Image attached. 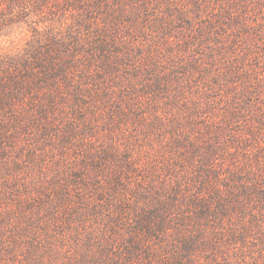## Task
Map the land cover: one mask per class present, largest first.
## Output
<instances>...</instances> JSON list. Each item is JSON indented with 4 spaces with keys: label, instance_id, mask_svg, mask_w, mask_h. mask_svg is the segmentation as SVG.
I'll return each instance as SVG.
<instances>
[{
    "label": "rangeland",
    "instance_id": "1",
    "mask_svg": "<svg viewBox=\"0 0 264 264\" xmlns=\"http://www.w3.org/2000/svg\"><path fill=\"white\" fill-rule=\"evenodd\" d=\"M44 3L0 26V262L264 264V0Z\"/></svg>",
    "mask_w": 264,
    "mask_h": 264
},
{
    "label": "trees",
    "instance_id": "2",
    "mask_svg": "<svg viewBox=\"0 0 264 264\" xmlns=\"http://www.w3.org/2000/svg\"><path fill=\"white\" fill-rule=\"evenodd\" d=\"M42 5L46 6L44 0H0V26L5 24H10L13 22L22 21L27 15H29V12L39 9ZM51 55L52 54H49V56ZM39 56H40L39 54H36L32 57L39 61L40 60ZM51 58L52 59L50 60V63L47 64H45L44 61H40L39 63L41 67L44 69H48L50 73L51 72L56 73L57 71H59L61 75L64 74L66 63L61 62L62 64H60L58 63L60 61L56 57L51 56ZM20 62L24 66L25 65L27 66L28 64L29 65L32 64V62H30L29 59L28 60L23 59ZM15 64L16 63L14 61L11 62V65L7 66V69L4 70V74L3 73L0 74V104L11 102L12 99L15 97V95L18 92H21L23 89L25 91H30L32 89L30 81L24 79L19 81V78H22V76L26 77V75H22L23 73H20V75H18L16 71H14L16 70ZM54 66H57V69H55ZM51 68L53 69L52 71H50ZM29 75L30 73L28 72L27 76ZM214 167L215 166H213V168ZM175 189L177 190L178 187H176ZM56 192L59 193V191ZM143 225L146 227V224L143 223ZM0 264L3 263L0 262Z\"/></svg>",
    "mask_w": 264,
    "mask_h": 264
}]
</instances>
